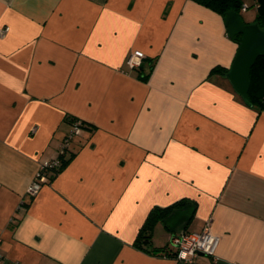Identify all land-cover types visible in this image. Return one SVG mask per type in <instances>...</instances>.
<instances>
[{
    "label": "crops",
    "instance_id": "1",
    "mask_svg": "<svg viewBox=\"0 0 264 264\" xmlns=\"http://www.w3.org/2000/svg\"><path fill=\"white\" fill-rule=\"evenodd\" d=\"M5 28L0 264H185L171 237L207 223L220 244L196 264H264V111L212 71L239 44L222 15L195 0H0ZM73 119L88 127L69 164L29 196ZM181 201L155 225L163 250L138 247L150 212Z\"/></svg>",
    "mask_w": 264,
    "mask_h": 264
},
{
    "label": "built area",
    "instance_id": "2",
    "mask_svg": "<svg viewBox=\"0 0 264 264\" xmlns=\"http://www.w3.org/2000/svg\"><path fill=\"white\" fill-rule=\"evenodd\" d=\"M248 9L249 7L244 5L242 12H246ZM8 31V28L1 30L0 37L5 36ZM144 59V53L135 50L127 57L126 65L130 70H136L142 66ZM81 131L80 122L77 120L72 133L67 136L64 144L61 146L58 157L42 162L39 171L28 189L29 196L36 195L43 185L50 182V176L60 167L61 157L65 156L70 142L79 136ZM220 240V237L211 232L210 223H207L200 232H178L171 237L170 244L173 248V257L175 260L179 263L196 264L204 256L215 258Z\"/></svg>",
    "mask_w": 264,
    "mask_h": 264
},
{
    "label": "trees",
    "instance_id": "3",
    "mask_svg": "<svg viewBox=\"0 0 264 264\" xmlns=\"http://www.w3.org/2000/svg\"><path fill=\"white\" fill-rule=\"evenodd\" d=\"M196 2L214 10L215 12L219 13L223 17L229 11H236L241 13L242 7L244 6V2L242 0H195ZM258 3L257 9V17L255 19V24H257L261 29L264 30V0H255ZM241 36H239L235 41L239 43ZM213 72L220 73L223 75H227L229 69L222 68L220 66L214 68ZM251 87L249 90V97L252 103L253 108H256L258 111H264V55L258 57L254 67L251 71ZM77 120H71V123L74 125ZM80 122V127L82 129H87L88 124L83 121ZM71 158H66L65 156L61 157V164L58 169L54 171V174L50 176V179L56 176L57 174L61 173L69 164ZM185 203L183 201L174 204L169 208H155L153 209L145 224L141 228L135 244L143 249L149 250L152 249V252H160L163 249L153 248V233L155 225L160 222L164 221L171 212L178 207H183Z\"/></svg>",
    "mask_w": 264,
    "mask_h": 264
},
{
    "label": "water",
    "instance_id": "4",
    "mask_svg": "<svg viewBox=\"0 0 264 264\" xmlns=\"http://www.w3.org/2000/svg\"><path fill=\"white\" fill-rule=\"evenodd\" d=\"M224 22L228 36L232 40L241 36L237 53L226 78L245 104L252 106L249 97L251 71L258 57L264 55V30L255 23H246L241 13L236 11L227 12Z\"/></svg>",
    "mask_w": 264,
    "mask_h": 264
},
{
    "label": "rangeland",
    "instance_id": "5",
    "mask_svg": "<svg viewBox=\"0 0 264 264\" xmlns=\"http://www.w3.org/2000/svg\"><path fill=\"white\" fill-rule=\"evenodd\" d=\"M244 5L249 7V9L246 12H241V15L244 19V21L248 24L255 23V19L257 17V9H258V3L255 2V0H243Z\"/></svg>",
    "mask_w": 264,
    "mask_h": 264
}]
</instances>
